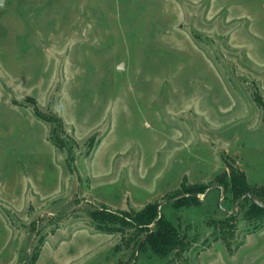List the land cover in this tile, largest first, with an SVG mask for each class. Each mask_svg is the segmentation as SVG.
Returning <instances> with one entry per match:
<instances>
[{"label":"rangeland","instance_id":"1","mask_svg":"<svg viewBox=\"0 0 264 264\" xmlns=\"http://www.w3.org/2000/svg\"><path fill=\"white\" fill-rule=\"evenodd\" d=\"M0 3V264L43 237L37 264L129 263L137 246L90 213L154 202L190 241L170 264H264V224L219 184L264 185V0ZM39 115L62 120L70 164Z\"/></svg>","mask_w":264,"mask_h":264},{"label":"trees","instance_id":"2","mask_svg":"<svg viewBox=\"0 0 264 264\" xmlns=\"http://www.w3.org/2000/svg\"><path fill=\"white\" fill-rule=\"evenodd\" d=\"M39 117L51 125L50 141L57 148L66 150L68 164H70L75 160L72 154L74 148L73 145L69 146L67 141L62 142L61 140V134L65 133L62 120L53 115L49 117L39 115ZM66 138L69 140V137ZM232 170L230 179L226 180L225 183H219L223 186L221 193L226 196V199L230 198V201L241 200L240 198L243 197L238 207L249 202L250 208L247 210L246 214L252 219L259 221L261 225L264 224V185L260 188L253 187L247 181L244 172L238 169ZM247 194H250L256 202L246 197ZM191 198L192 199H187L182 197L173 200V204L179 207H191L194 204H198L195 197ZM174 199H176V197ZM235 216L236 215L233 213L228 219H235ZM90 217L97 231L112 235L119 234L122 236V241L124 243L127 241V243H125L126 246H129L131 243L137 246L133 259L130 260L129 263L120 262L119 264H137L138 253L144 250H149L152 255L164 259L166 264H170L172 258H180L190 248V241L187 233L182 228L175 225L174 222L165 215L157 202L147 204L141 210H136L132 213L125 212L121 215H114L110 213L109 210L102 207L94 209L90 213ZM228 227L230 228L231 225ZM128 230H133L134 233L130 234L128 239H124ZM221 232L222 237L225 238L230 235L231 231L222 228ZM138 242H140V244ZM44 243L45 237L41 239L40 246L34 249L27 261L21 264H37Z\"/></svg>","mask_w":264,"mask_h":264},{"label":"water","instance_id":"3","mask_svg":"<svg viewBox=\"0 0 264 264\" xmlns=\"http://www.w3.org/2000/svg\"><path fill=\"white\" fill-rule=\"evenodd\" d=\"M0 5L2 6L3 3H0ZM207 195H208V193H207ZM246 197H249V198H251V200H252L253 202H256V201L251 197L250 194H247ZM177 199H179V198H176V199H173V200H177ZM173 200H172V201H173ZM241 200H242V199H241ZM241 200L238 201L237 206H239ZM220 206H221L222 210H224L223 207H222V203L220 204ZM224 211H225V210H224ZM138 250H139V247H138Z\"/></svg>","mask_w":264,"mask_h":264}]
</instances>
